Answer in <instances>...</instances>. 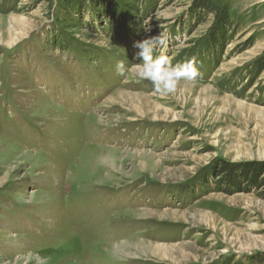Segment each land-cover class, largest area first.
Returning a JSON list of instances; mask_svg holds the SVG:
<instances>
[{
    "label": "rangeland",
    "instance_id": "obj_1",
    "mask_svg": "<svg viewBox=\"0 0 264 264\" xmlns=\"http://www.w3.org/2000/svg\"><path fill=\"white\" fill-rule=\"evenodd\" d=\"M159 33L197 86L137 79ZM258 60L264 0H0V264H264Z\"/></svg>",
    "mask_w": 264,
    "mask_h": 264
},
{
    "label": "clouds",
    "instance_id": "obj_2",
    "mask_svg": "<svg viewBox=\"0 0 264 264\" xmlns=\"http://www.w3.org/2000/svg\"><path fill=\"white\" fill-rule=\"evenodd\" d=\"M146 31L150 29L146 28ZM170 37L162 33L156 36L136 41L133 47L137 50L134 59L140 63L134 64L136 77L139 81H148L152 84L155 93L161 97L175 95L179 88L184 86L195 87L201 76L194 59L173 65L163 50L169 47ZM160 51V54L158 53ZM116 72L119 76L127 75L129 69L125 63L116 62Z\"/></svg>",
    "mask_w": 264,
    "mask_h": 264
},
{
    "label": "trees",
    "instance_id": "obj_3",
    "mask_svg": "<svg viewBox=\"0 0 264 264\" xmlns=\"http://www.w3.org/2000/svg\"><path fill=\"white\" fill-rule=\"evenodd\" d=\"M202 5H204V4H202ZM203 7L209 9V6H207V5H204ZM217 10L220 11L219 9H217ZM257 62H259V67H262L264 65V64L262 65L259 60ZM250 170H252V169H250ZM250 170L248 172H245L244 171V173L242 174V176L244 178H248L250 181H254V182L260 181V184H264V176H262L264 174V168L259 169L258 171H257V169H255V170L253 169L252 171H250ZM238 184H239V182L236 181L235 182V185H238Z\"/></svg>",
    "mask_w": 264,
    "mask_h": 264
},
{
    "label": "bare ground",
    "instance_id": "obj_4",
    "mask_svg": "<svg viewBox=\"0 0 264 264\" xmlns=\"http://www.w3.org/2000/svg\"><path fill=\"white\" fill-rule=\"evenodd\" d=\"M144 155V154H143ZM70 156V155H69ZM73 159V158H72ZM94 260V259H93ZM98 260V259H97Z\"/></svg>",
    "mask_w": 264,
    "mask_h": 264
}]
</instances>
